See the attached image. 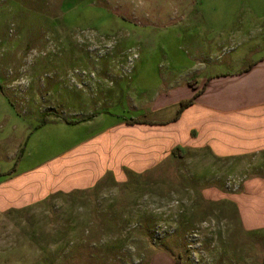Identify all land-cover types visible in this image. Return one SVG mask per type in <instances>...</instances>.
I'll return each instance as SVG.
<instances>
[{
	"label": "rangeland",
	"instance_id": "rangeland-1",
	"mask_svg": "<svg viewBox=\"0 0 264 264\" xmlns=\"http://www.w3.org/2000/svg\"><path fill=\"white\" fill-rule=\"evenodd\" d=\"M182 2L0 0V173L20 151L31 155L35 139L39 153L26 164L52 159L63 130L44 127L27 146L25 135L55 114L87 112L97 90L106 92L97 95L105 128L173 118L177 107L156 110V99H187L198 63L194 17ZM220 62L206 73L221 72ZM83 96L87 103L72 105ZM189 163L173 156L141 173L124 167L121 179L106 178L90 194L57 193L0 214V264H148L157 253L179 264H230L241 254L242 232L229 230L235 206L203 191L211 181ZM220 207L227 211L216 216ZM209 235L213 243L203 245Z\"/></svg>",
	"mask_w": 264,
	"mask_h": 264
},
{
	"label": "crops",
	"instance_id": "crops-1",
	"mask_svg": "<svg viewBox=\"0 0 264 264\" xmlns=\"http://www.w3.org/2000/svg\"><path fill=\"white\" fill-rule=\"evenodd\" d=\"M179 7L185 16L194 17L199 40L194 49L195 89L187 84L191 91L185 99L199 92L193 104L175 121L121 120L105 128L103 102L97 95L106 92H92L87 112L61 115L73 123L55 115L25 135L27 146L31 135L44 127L63 130L52 159L35 162L39 153L35 139L31 153L35 165L26 164L24 157L31 155L24 149L13 166L0 173V214L19 213L57 193L90 194L106 178L121 179L124 167L144 172L168 161L171 151L179 148L184 155L178 159L189 161L197 177L208 175L211 185L203 191L235 206L239 219L229 230L242 232L237 242L241 254L229 263L264 264V0H183ZM225 48L229 51L219 60L218 50ZM217 62L222 71L206 73L216 70L211 66ZM118 94L120 89L109 95ZM159 99L154 105L159 111L168 105L178 108L185 101L179 93L171 101ZM79 100L72 105L87 103L84 96ZM226 211L220 207L213 213ZM209 237L203 245L213 243ZM148 264H179V260L157 253Z\"/></svg>",
	"mask_w": 264,
	"mask_h": 264
},
{
	"label": "trees",
	"instance_id": "trees-1",
	"mask_svg": "<svg viewBox=\"0 0 264 264\" xmlns=\"http://www.w3.org/2000/svg\"><path fill=\"white\" fill-rule=\"evenodd\" d=\"M191 81H192V82H191V83H188V84H189V86H190L191 88L195 89V87H194V85H193L194 79H192ZM198 94H199V92H196L195 94H193V96H192L190 99L185 100V101H182V102L179 103L178 108H177V110H176V112H175V115H174V117H173V121H175V120H177V119L179 118V115L182 113V111H183L184 109H186L187 107H189L190 105L193 104V101H194V99L196 98V96H197ZM55 115H57V117L61 118L63 121H65V122H67V123L69 122L65 117L60 116V115H58V114H55ZM132 122H133V123H139L138 120H133ZM69 123H73V122L71 121V122H69ZM171 155L174 156V157H179V158H180V157H183L184 154L180 151L179 148H175V149H173V150L171 151Z\"/></svg>",
	"mask_w": 264,
	"mask_h": 264
}]
</instances>
